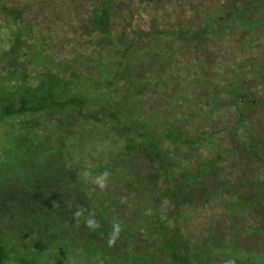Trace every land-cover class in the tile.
<instances>
[{"label": "rangeland", "instance_id": "374dc122", "mask_svg": "<svg viewBox=\"0 0 264 264\" xmlns=\"http://www.w3.org/2000/svg\"><path fill=\"white\" fill-rule=\"evenodd\" d=\"M99 1L109 9L104 32L93 29ZM230 1L0 0V89L20 83L14 72L28 68L32 87L58 79L84 101L82 116L70 108L20 121L0 118V150L15 140L20 122L35 125L27 137L37 158L55 162L62 155L77 172L81 196L86 193L94 208L109 204L110 224L126 229L118 228L114 242L107 240V249L91 260L78 246L64 252L60 245L59 262L119 263L145 252L147 263L167 264L166 235L199 263L264 264V102L258 103L264 98V0H236L247 13L235 12V22L197 42L166 33L195 32L205 14H229ZM16 9L19 21L10 15ZM152 33H158L153 42ZM37 56L39 62L31 60ZM132 122L138 126L125 131ZM139 125L163 137L158 163L176 166L175 177L209 162L200 182L206 192L191 191L180 206L163 191L154 193L149 160L140 150H126ZM168 130L179 137L170 138ZM196 137L199 142L187 145ZM45 151L56 154L44 157ZM12 169L0 174L7 184L0 187V203L10 193L30 198L23 194L26 182L8 181Z\"/></svg>", "mask_w": 264, "mask_h": 264}, {"label": "trees", "instance_id": "16d2710c", "mask_svg": "<svg viewBox=\"0 0 264 264\" xmlns=\"http://www.w3.org/2000/svg\"><path fill=\"white\" fill-rule=\"evenodd\" d=\"M236 2L238 1H230L231 12L227 15L217 16L216 13H204L205 15L200 20V25H198L195 32H190L188 29H176L173 31L174 33L170 31L166 33L171 35L183 33L189 41L195 40L197 42L205 39L209 33L220 32L224 27L226 28L228 22H235V12L242 11L245 14L247 13L245 5L237 6ZM100 3H102L101 8L92 11L93 29L104 32L108 27L105 15L109 14V9L106 2L99 1ZM261 4L264 5V1ZM10 15L14 20L19 21L22 12L16 9ZM157 36L158 33H152L150 40ZM19 37L20 35L14 36L16 43H20L18 41ZM151 41L153 42V40ZM132 44L129 43V45ZM31 60L39 62L41 58L37 56ZM26 69L20 68V70L14 72L15 77L20 79V83H17L11 89H0V118H13L20 121L21 116L30 115L31 117V115H37L39 117L46 114L52 116L55 112L63 113L70 108L82 116L80 110L84 105V101L78 94L70 91L73 90V85L69 82L57 84L59 82L58 79H48L44 83H39L36 87H32L27 81L31 78L28 77ZM102 74H104L103 76L107 75L105 73ZM230 86L232 87V85ZM261 102H264V98L258 101V103ZM239 116L238 121L241 122L243 113H240ZM58 120L56 123L59 122ZM19 124L20 129L15 140L9 143L8 148L5 147L0 150V174L5 173L8 167L11 166L13 169L7 173L8 181L13 176L15 180L17 179L14 186L20 181L26 182L23 194L25 197L30 194V198L24 200L13 195L10 198V193L8 200L4 199L0 203V215L2 213L4 217L0 223V264L71 263L72 257L70 261L69 259H66V262L63 259L60 262L58 261L59 254L63 252L60 245H63L64 252H69L74 249L73 246H78L81 249L80 251L87 253V257L90 260L96 253H103L108 247L107 240H112L114 232L117 233V223L115 222L114 225H111L109 222L108 211L110 205L105 204L100 205V208H94L86 199L87 194L85 192L81 196V183L77 178V172L75 171V173L74 169L65 162H61L62 155L60 157L56 156L58 160L55 162H51V159L48 161L43 158L44 160L41 161L40 158H37L33 151L34 146L31 145L32 143L27 137L30 132L29 128L34 126L35 129L37 127L29 125V122H20ZM132 124L138 126L135 122H132L124 126V130L131 132L133 130ZM143 127L144 125H139V128L135 129L134 137L129 139L126 150L128 152L140 150L144 153V157L149 160L152 167L153 180L157 184L159 181L164 184L162 188L156 187V184L154 193L163 191L167 197L173 199L176 206H180L187 198L192 197L190 195L191 191L200 190L206 192L200 182L202 177L208 176L210 163L207 161L202 162V168L198 167L192 174L181 173V178L175 177L176 166L174 167L170 163H158L162 161L158 141H161L163 137L160 136L156 139L144 132ZM167 135L174 140L179 137V133L173 130H168ZM202 135L205 136L206 134ZM197 136L200 137V135ZM199 139L196 137L193 140L190 139V141L186 140L187 145L197 143ZM206 140H209L208 137H206ZM61 150L56 149V151ZM240 150L247 155L253 154L250 149L244 146L240 147ZM54 153L50 151L47 154L45 151L43 155L46 157V155ZM179 170L183 171L180 167ZM176 178L177 183H174ZM0 181V187L7 185L4 180ZM221 184V182L218 183L219 186ZM38 194H44L45 198L40 199ZM50 194H53V197L49 196ZM90 210L95 212L88 214ZM76 212H80V215H74ZM89 220H94L96 223L89 226L86 223ZM118 228L122 231L126 230L125 228H120V226ZM125 232L124 234L119 233L121 237L124 235L122 237L123 240L127 236ZM119 234L116 235L118 236ZM161 246L164 249L167 264H203V262L199 263L189 258L184 253V246L176 243L173 238L171 239L164 235ZM148 255V253L144 252L135 257H129L124 262H107V264H136L138 261L147 263ZM90 260L84 264H90Z\"/></svg>", "mask_w": 264, "mask_h": 264}, {"label": "clouds", "instance_id": "9594fccd", "mask_svg": "<svg viewBox=\"0 0 264 264\" xmlns=\"http://www.w3.org/2000/svg\"><path fill=\"white\" fill-rule=\"evenodd\" d=\"M105 175H106V174H105ZM101 187H103V185H101ZM74 215L79 216V215H80V212H76ZM86 223H88L89 226H92V225H94L96 222H95L94 220H89V221H86ZM116 230L118 231V226H117ZM109 242H110V243H113L114 241L110 240Z\"/></svg>", "mask_w": 264, "mask_h": 264}]
</instances>
